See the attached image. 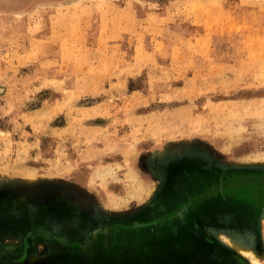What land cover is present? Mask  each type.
<instances>
[{"label": "rangeland", "instance_id": "obj_1", "mask_svg": "<svg viewBox=\"0 0 264 264\" xmlns=\"http://www.w3.org/2000/svg\"><path fill=\"white\" fill-rule=\"evenodd\" d=\"M263 158L264 0H0V264L263 263Z\"/></svg>", "mask_w": 264, "mask_h": 264}, {"label": "bare ground", "instance_id": "obj_2", "mask_svg": "<svg viewBox=\"0 0 264 264\" xmlns=\"http://www.w3.org/2000/svg\"><path fill=\"white\" fill-rule=\"evenodd\" d=\"M224 30V29H223ZM258 159V158H257ZM260 159V157H259ZM264 159V158H263ZM264 162V161H263ZM133 174V173H132ZM131 177V176H130ZM129 177V178H130ZM135 177V176H134ZM138 193V191H136ZM142 192V191H141ZM115 201V200H114ZM229 245H230V248L234 251H236V253L238 252L239 254L245 256V257H250L251 258V263L252 264H264V262H260L257 254L250 250V247L247 246L246 244H237V242L235 241H232V240H229ZM182 252V251H181Z\"/></svg>", "mask_w": 264, "mask_h": 264}, {"label": "flooded vegetation", "instance_id": "obj_3", "mask_svg": "<svg viewBox=\"0 0 264 264\" xmlns=\"http://www.w3.org/2000/svg\"><path fill=\"white\" fill-rule=\"evenodd\" d=\"M247 210H248V212H249V214H248V212L246 213V216L247 217H249V218H251L252 216L251 215H254L253 213H254V211L253 210H256V209H254V207H253V205H249V206H246L245 207ZM250 211H253V212H250ZM250 228H253L252 227V225H253V217L251 218V222H250ZM257 228V226L255 227V229ZM219 248V247H218ZM210 249L211 248H209L208 247V249H207V251H210ZM213 249V248H212ZM216 249H217V246L216 247H214V250H212V255L210 256V260H212V262L214 263V264H225V262L228 260L229 261V259L227 258V259H225V255H224V258L223 257H221V258H223L224 259V262H222V263H220V253H219V251L217 252L216 251ZM203 253H204V251H202Z\"/></svg>", "mask_w": 264, "mask_h": 264}, {"label": "crops", "instance_id": "obj_4", "mask_svg": "<svg viewBox=\"0 0 264 264\" xmlns=\"http://www.w3.org/2000/svg\"><path fill=\"white\" fill-rule=\"evenodd\" d=\"M252 218V217H251ZM251 218H249V217H245L243 220H240V221H242L241 223H239L240 221H236V223H237V226H239V227H241V225H244L245 227H243V228H247L250 232H253L254 231V229L253 228H250V222H251ZM230 219V218H229ZM233 220V219H232ZM257 222L256 223V225H255V227L257 226L258 228H260L261 226V224L260 223H262V221H261V218L258 216V215H256V214H254L253 215V222ZM263 222H264V219H263ZM263 226V225H262ZM249 227V228H248Z\"/></svg>", "mask_w": 264, "mask_h": 264}]
</instances>
